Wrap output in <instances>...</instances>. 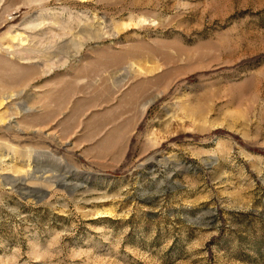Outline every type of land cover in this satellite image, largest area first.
<instances>
[{
  "label": "rangeland",
  "instance_id": "374dc122",
  "mask_svg": "<svg viewBox=\"0 0 264 264\" xmlns=\"http://www.w3.org/2000/svg\"><path fill=\"white\" fill-rule=\"evenodd\" d=\"M0 264H264V0H0Z\"/></svg>",
  "mask_w": 264,
  "mask_h": 264
}]
</instances>
